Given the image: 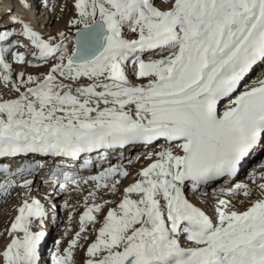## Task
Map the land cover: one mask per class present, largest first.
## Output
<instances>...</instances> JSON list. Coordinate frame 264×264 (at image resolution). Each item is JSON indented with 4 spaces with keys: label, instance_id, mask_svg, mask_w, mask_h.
I'll return each mask as SVG.
<instances>
[{
    "label": "snow or ice",
    "instance_id": "6c2138e0",
    "mask_svg": "<svg viewBox=\"0 0 264 264\" xmlns=\"http://www.w3.org/2000/svg\"><path fill=\"white\" fill-rule=\"evenodd\" d=\"M33 8L0 0V157L25 158L0 165V264H46L62 193L50 264H264V171L233 179L264 150V0H58L54 29Z\"/></svg>",
    "mask_w": 264,
    "mask_h": 264
},
{
    "label": "bare ground",
    "instance_id": "6f19581e",
    "mask_svg": "<svg viewBox=\"0 0 264 264\" xmlns=\"http://www.w3.org/2000/svg\"><path fill=\"white\" fill-rule=\"evenodd\" d=\"M33 3H34L33 11L25 13V15H27L29 17H32L33 15H35L36 19L39 21V25L40 26L44 25L46 21L51 20L52 21L51 28L54 29L56 27H62L63 21H61L59 23H56L55 20H52V17L54 15H56V13H53L51 11V7H52L53 4H57L56 0H33ZM15 11L18 12V13L23 11L20 8V5L18 3L15 5ZM45 30H51V29H45ZM260 71H261V69L257 68L255 72L250 74V76L248 78L249 82L252 79H254L259 74ZM156 147H158V145ZM135 150H136V148L135 149H125V150L113 151V152L110 153V155L104 161H98L97 158H96L97 157L96 153H92L91 157H92L93 163L100 164L101 167H104L105 164L107 163V161H109V160L116 161L114 164L123 163L125 165V167H129V165L127 164V158L128 157H133L134 158L138 154L137 151H135ZM152 150H153V147H149V148H146V150L143 151V153L141 152L139 154H145L146 152L152 151ZM33 158H35V159H45L48 163H52V159L50 157H48V158L41 157L39 154H30L27 157V159L29 161H32ZM24 159L25 158L22 157V156L0 158V164H8L10 167H12L14 169L17 165H19L20 163L24 162ZM82 161H83V157L80 159L79 163H81ZM69 163H73V162L69 161ZM133 163L135 165V168L133 169V172H135L140 167L146 166L147 161H135V160H133ZM262 164H264V150H258L252 156L247 158L246 163L244 164V166L241 169V171L238 173L237 178H240L239 180H241L239 182H250L249 177L246 178V180L244 178H241V177L244 176V173H245V171L248 168L252 169V171L255 169L257 172L264 171V168L260 167ZM93 168H95V167L92 166L91 169H93ZM79 171L81 172L82 175H85V176L91 174V173H88V171H90L89 169H82V170H79ZM2 178H3L2 175H0V180H2ZM41 182H42L41 180H36V183L39 184L40 186H41ZM130 182H132V178L131 177L126 178L123 181V185L126 186ZM50 190L51 189H50V187L48 185V188L46 187V191H50ZM57 191H59V189ZM207 192H208V194H211V191L207 190ZM209 196L211 197V195H209ZM58 198H59V196H54L53 202L56 203V205H57ZM16 203H17L16 199L13 198V199H11V202H8V206H6L7 207L6 209H5V206H2L5 209V211L3 210L4 214L1 213V215L3 214V216L0 217V224H1L0 225V229L3 226L2 224H4V222H6L9 219L10 216H14L15 215V211H14L13 206ZM2 207L0 205V211L2 210L1 209ZM64 215H67V210H65ZM64 221H67V220L65 219ZM65 225H67V224H65ZM51 226H50V224L47 225L48 235H47L46 240H45V242L43 244V251H46V252L48 251V254L43 256L46 264H49V262L47 260L50 259V256H49V247H50V242H51L50 236H51V234L53 232L51 230L52 229ZM64 229H62L63 231H61L60 233L63 234Z\"/></svg>",
    "mask_w": 264,
    "mask_h": 264
},
{
    "label": "rangeland",
    "instance_id": "374dc122",
    "mask_svg": "<svg viewBox=\"0 0 264 264\" xmlns=\"http://www.w3.org/2000/svg\"><path fill=\"white\" fill-rule=\"evenodd\" d=\"M57 1V4H58V0H56ZM68 18V15L66 14L65 15V17H64V19H67ZM63 21V20H62ZM59 22H61V21H56V23H59ZM55 23V22H54ZM55 23V24H56ZM54 24V25H55ZM156 147V146H155ZM145 151L146 150V148H144V147H140V148H136V150L135 151H137V153L139 154V153H141V151ZM110 161V162H109ZM109 161H107V163L105 164V166L104 167H108L109 166V164H114L116 161H114V160H109ZM94 165H93V167H95V165H96V163H93ZM90 171H88V173H91V174H94L96 171H98L99 169L97 168V167H95V168H93V169H89ZM252 172V169H250V168H248L246 171H245V173H244V176L243 177H241V178H244L245 180H246V178H248L249 177V175H250V173ZM1 175V174H0ZM240 178H236L235 180H234V182H239V181H241V180H239ZM223 182H219V183H215L216 185H212V186H209L208 188H207V190H209V191H211V194H212V190H213V188H216V187H219L221 184H222ZM46 187L48 188V185H45V184H43V182H41V186H40V189H41V192H43V191H46ZM43 190V191H42ZM57 190H58V188H57ZM211 194H209V195H211ZM66 195L67 194H64V193H62L61 195H59V198H58V200H57V215H56V220L54 221V222H52V223H49L50 224V226L52 227V234H51V236H50V238H51V242H50V247H49V251L53 248V245H54V241L57 239V238H59V237H61L62 236V233H60L61 231H63L62 229H64V228H66L67 226H68V222L67 221H64L65 219L67 220V215H64V212H65V210L63 209V207H62V205H63V201H64V198L66 197ZM15 199V198H14ZM8 202H11V199H10V201H8ZM8 202L5 204L3 201H0V205H1V207L2 206H5V209L7 208L6 206H8ZM2 210L0 211V217H2L3 216V214H4V212H3V210L5 211V209L2 207L1 208ZM81 210H82V207H81ZM1 213H3L2 215H1ZM77 220H78V217H77ZM67 222V223H66ZM48 224V225H49ZM65 224H67V225H65ZM1 225V224H0ZM4 227H5V222H4V224H2ZM2 226V227H3ZM73 226L75 227L76 226V221H74L73 222ZM2 227H1V229H2ZM3 227V228H4ZM57 228V229H56ZM65 230V229H64ZM2 241H0V243H1ZM2 244V243H1ZM63 246V245H62ZM48 254V251L46 252V251H43V256L44 255H47ZM82 255H83V253H80V256L82 257ZM49 256H50V254H49ZM48 262H49V264H50V259L49 260H47Z\"/></svg>",
    "mask_w": 264,
    "mask_h": 264
}]
</instances>
